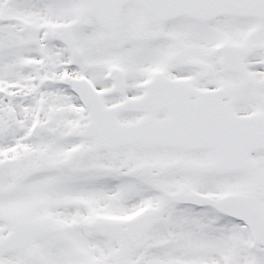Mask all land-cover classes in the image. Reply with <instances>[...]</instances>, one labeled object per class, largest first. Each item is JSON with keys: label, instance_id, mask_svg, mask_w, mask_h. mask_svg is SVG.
I'll return each mask as SVG.
<instances>
[{"label": "snow or ice", "instance_id": "1", "mask_svg": "<svg viewBox=\"0 0 264 264\" xmlns=\"http://www.w3.org/2000/svg\"><path fill=\"white\" fill-rule=\"evenodd\" d=\"M0 264H264V0H0Z\"/></svg>", "mask_w": 264, "mask_h": 264}]
</instances>
